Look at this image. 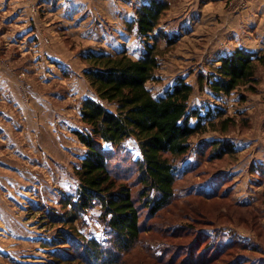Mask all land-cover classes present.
<instances>
[{"label":"rangeland","instance_id":"obj_1","mask_svg":"<svg viewBox=\"0 0 264 264\" xmlns=\"http://www.w3.org/2000/svg\"><path fill=\"white\" fill-rule=\"evenodd\" d=\"M75 1L68 5L61 0L59 7L52 0H0V55L15 75L8 78L16 81L14 88L0 92V264H52L51 258L59 260L55 264H83L55 254L65 247L55 246L59 229L75 232L76 244L95 240L106 250L112 247L114 235L98 205L74 210L75 169L86 153L76 135L87 130L80 110L87 99L98 100L84 77L82 56L126 50L137 59L146 39L132 23L123 34L105 24L106 14L96 0H87L92 7L86 13L75 8L84 1ZM239 2L228 0L226 12L243 11L235 9ZM85 18L90 31L77 26ZM12 41L20 44L12 46ZM161 45L159 80L148 84L153 94L162 96L184 79L194 88L190 109L202 115L221 110L224 118L211 119L218 131L207 121V130L190 140L187 158L170 157L179 176L173 199L155 216L140 206V239L119 254L116 264H264V65L257 69L254 93L240 88L217 98L207 77L218 65L172 60L176 47ZM178 65L184 72H174ZM225 119L232 122L222 132ZM215 141L234 146L236 154L215 159ZM103 147L112 175L138 202V143L132 138ZM75 215L71 228L58 219Z\"/></svg>","mask_w":264,"mask_h":264},{"label":"trees","instance_id":"obj_2","mask_svg":"<svg viewBox=\"0 0 264 264\" xmlns=\"http://www.w3.org/2000/svg\"><path fill=\"white\" fill-rule=\"evenodd\" d=\"M168 8L166 0H152L136 11L137 35L146 39L145 50L138 59L126 50L115 54L90 51L82 56L87 64L84 77L98 100L87 99L80 110L87 130L77 131L76 135L86 147V153L75 169L78 190L74 210L84 212L98 205L114 239L109 251L95 240L76 244L74 241L79 239L75 232L59 229L55 246H65L64 253H55L60 257L78 258L83 264H116L119 254L129 251L140 239V206L145 205L155 216L173 199L179 176L170 157L187 158L192 149L190 140L207 130V121L224 118L221 110L217 115L210 110L202 115L190 109L194 88L184 79H179L159 97L148 88L150 82L159 80L160 43L166 41L169 46L176 42L174 37L159 29ZM218 62L207 77L215 97L229 96L240 88L256 91L257 69L264 65L263 56L237 49ZM192 119L197 122L193 124ZM230 122L231 119L222 121V132H227ZM211 125L218 131L214 122ZM132 138L138 143L141 154L136 163L142 186L138 202L132 190L118 184L112 175L108 152L103 147L104 144L117 147ZM211 146L215 159L237 152L225 141H215ZM261 198L264 206V189ZM58 219L71 228L77 217ZM50 261L52 264L59 262L55 258Z\"/></svg>","mask_w":264,"mask_h":264},{"label":"crops","instance_id":"obj_3","mask_svg":"<svg viewBox=\"0 0 264 264\" xmlns=\"http://www.w3.org/2000/svg\"><path fill=\"white\" fill-rule=\"evenodd\" d=\"M64 1L68 5L76 2L75 0ZM82 1L84 2L78 6L76 4L75 8L77 10L83 8L82 11L85 10L86 13L92 6L87 0ZM151 1L96 0L102 13L105 12L106 14L105 24L107 23L111 28H121V34L124 32L123 29L131 23L137 29L136 11L142 5L150 4ZM166 1L169 3V8L160 23L159 29L176 39V42L171 45L176 47V51L173 50L171 51L172 55L170 54L172 60H206L219 65L218 61L221 58L231 55L237 49H245L264 57V0H255L246 9L234 15H229L225 10L228 0ZM52 2L60 7L61 0H52ZM86 19L88 18L82 20L84 24H78L77 26L89 29L88 27H91L92 24L87 25L88 21L85 22ZM89 20L91 21V19ZM67 22L70 23L71 21L68 20ZM105 34H108V31ZM115 39L124 41L119 35ZM27 40L28 37L20 40L23 42L21 44H25ZM19 44L18 41H12L10 45L18 46ZM33 44H37V42ZM164 46H168L166 41L162 42L161 48ZM4 58L0 55V92L14 88L13 85L16 82L14 78H11L15 75L5 67L8 64L5 61L6 58ZM180 66L178 65L175 69L178 71L174 70L176 74L184 72V67ZM9 75H11L10 78H8ZM6 78H8V81L5 80Z\"/></svg>","mask_w":264,"mask_h":264},{"label":"built area","instance_id":"obj_4","mask_svg":"<svg viewBox=\"0 0 264 264\" xmlns=\"http://www.w3.org/2000/svg\"><path fill=\"white\" fill-rule=\"evenodd\" d=\"M37 1H40V0H37ZM251 1H255V0H240L239 5H237L235 9L237 11L238 10H244V9H246L249 6V4L251 3ZM33 11L35 13L38 12V10L35 9V7H33Z\"/></svg>","mask_w":264,"mask_h":264}]
</instances>
